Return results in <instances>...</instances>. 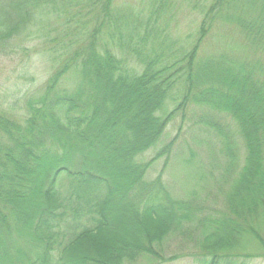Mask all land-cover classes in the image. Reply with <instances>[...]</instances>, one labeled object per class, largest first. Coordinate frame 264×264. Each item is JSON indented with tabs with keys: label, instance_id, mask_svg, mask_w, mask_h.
<instances>
[{
	"label": "trees",
	"instance_id": "trees-1",
	"mask_svg": "<svg viewBox=\"0 0 264 264\" xmlns=\"http://www.w3.org/2000/svg\"><path fill=\"white\" fill-rule=\"evenodd\" d=\"M16 56L38 82L0 80V264L264 259V0H0ZM189 109L225 159L218 207L147 178Z\"/></svg>",
	"mask_w": 264,
	"mask_h": 264
},
{
	"label": "rangeland",
	"instance_id": "rangeland-1",
	"mask_svg": "<svg viewBox=\"0 0 264 264\" xmlns=\"http://www.w3.org/2000/svg\"><path fill=\"white\" fill-rule=\"evenodd\" d=\"M190 17L185 16L182 18L181 15L179 16V19L182 20L179 26L184 32L190 30L189 24L192 19ZM27 59L19 56L0 58L1 83L9 86L13 85L15 88L21 87L23 92L26 91V88H36L38 81L36 83L28 82V80L25 81V78L20 77L23 76L21 73L18 75V72L24 69ZM46 62L34 55L31 61L32 66L28 64L27 67L32 69L37 78H40L45 75ZM186 115L187 118L181 125V129L180 116L174 117L167 126L160 148L176 137V142L170 154L171 158L167 161L165 167L166 156L158 159L152 168L149 169L147 178L154 179L161 174L170 190L176 196L186 197L191 193H196L205 202L218 207L220 206V188H226L228 178L226 176L225 159L219 152V139L203 129L192 127L194 113L191 109L186 112ZM153 156L154 153L149 152L145 156H141V160L149 159ZM237 171L236 168L232 176H235ZM182 252H185V247L180 242L172 240L166 247L164 255L171 257ZM137 264L148 263L141 259L137 261ZM160 264L195 263L188 257H180L179 259L167 260ZM252 264H264V259H257Z\"/></svg>",
	"mask_w": 264,
	"mask_h": 264
}]
</instances>
